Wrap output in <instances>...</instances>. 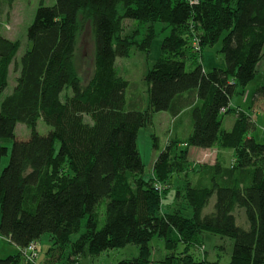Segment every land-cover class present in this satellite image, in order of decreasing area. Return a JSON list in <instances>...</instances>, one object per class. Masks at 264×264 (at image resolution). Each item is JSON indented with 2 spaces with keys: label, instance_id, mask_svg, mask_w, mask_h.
<instances>
[{
  "label": "trees",
  "instance_id": "1",
  "mask_svg": "<svg viewBox=\"0 0 264 264\" xmlns=\"http://www.w3.org/2000/svg\"><path fill=\"white\" fill-rule=\"evenodd\" d=\"M39 5L19 67L21 43L0 30V99L11 66L20 72L0 103V163L9 151L3 140L14 139L0 175V235L19 252L0 258V264H34L21 249L45 233L52 247L42 264H56L55 249H69L68 264H76L85 254L129 243L139 247V255L121 264H151L155 236L172 253L154 264H218L192 254L204 245L200 236L206 232L234 240L228 264H264V142L252 135L256 122L250 114L231 105L264 57V0H55L52 6L41 0ZM129 19L151 24L141 39L138 28L123 34ZM85 20L92 24L95 51L93 72L84 83L74 63ZM155 22L171 33L144 76L146 105L137 98L139 104L133 99L129 106L130 82L116 62L134 47L149 53L159 34ZM220 39L226 65L207 70L200 57ZM257 99L264 100V85L254 89L251 103ZM157 112H169L176 124L189 112L191 128L188 137L169 139L163 148L154 137V176L146 178L137 139ZM232 113L229 130L223 116ZM40 119L52 127L46 135L37 130ZM18 123L30 129L28 139L16 138ZM191 147L230 150L234 158L195 167L188 161ZM174 177L179 186L173 193ZM105 197V222L98 228L97 206ZM214 197L213 209L205 212ZM83 219L85 230L72 241ZM179 245L183 249L176 256Z\"/></svg>",
  "mask_w": 264,
  "mask_h": 264
},
{
  "label": "rangeland",
  "instance_id": "2",
  "mask_svg": "<svg viewBox=\"0 0 264 264\" xmlns=\"http://www.w3.org/2000/svg\"><path fill=\"white\" fill-rule=\"evenodd\" d=\"M41 0H14L12 4L7 3L5 0H0V30L3 35L8 39L18 40L21 43L20 51L17 54L15 61L18 64L21 57L30 47L29 39L27 38V31L30 24L35 18V13L39 8ZM55 0H44L46 5H51ZM125 28L123 34L130 31L131 29L138 28L141 35V39L144 36L147 27L151 24L148 23H139L134 20H126ZM82 28L78 33L77 41V51L75 55V69H77L78 75L83 80L87 82L93 72L94 64V35L92 24L89 20L82 22ZM135 25V27H134ZM156 32L158 36L153 39L149 53L139 51L137 48H133L129 57H120L116 62V67L119 70L120 75L126 78L130 82V86L127 90V99L129 100V106L132 104L133 98L141 99V105L144 106L147 103V88L145 84V74L149 69L153 67L155 61H157L162 56V41L163 38L169 35L170 27H166L165 23H154ZM222 41L219 40L214 46H208L200 57L201 63L205 69H212L214 67H224L226 62L224 60V55L220 51L222 46ZM195 45V44H194ZM187 70H191L193 65L191 60L186 61ZM19 67V64H18ZM10 78L8 87L1 93V101L12 92L13 88L16 85V79L19 76V71L17 65H12L10 70ZM258 85H264V57L261 60L257 68V74L252 81L245 87L242 95H236L232 98L231 105L236 107L237 110L246 111L250 114L251 118L255 120V130L252 132V135L257 138L260 142H264V100L257 99L254 101V104L251 103L253 98V91ZM134 106V105H132ZM140 106V105H139ZM189 112L185 113L181 118V122L176 124L174 117L168 112H157L153 118V124L145 126L139 132L137 139L138 148L140 154L143 158V163L145 165L144 176L146 178L153 177V167L154 161L153 156L157 153V150L154 149V137L160 144V147L163 148L168 144L169 139L177 138L185 139L189 135ZM223 127H230L233 122H235V115L227 114L223 116ZM177 126V127H176ZM52 127L45 124V122L40 119L37 123V130L40 134L46 135ZM189 129V130H188ZM16 138L20 140L28 139L30 136V129L28 126L22 123L16 125L15 130ZM4 145L9 149L8 154L4 155L0 163V175L2 170L9 163V157L11 154V147L14 143V139L7 138L3 140ZM59 143L56 144L57 149L59 148ZM224 158V162H232L234 158V152L230 150L225 151L221 150L218 147L212 148V150H203L196 147H191L189 150L188 161L193 164V166L198 167L201 164H212L216 160ZM193 167L191 166L188 174L193 176ZM182 176H186V172L182 173ZM172 191L178 187L179 182L178 178L174 177L171 179ZM215 197L212 199L210 207L206 209L205 212L211 211L213 209ZM109 199L106 197L99 203L97 206V211L99 213V226L101 228L104 225L105 219V208ZM165 206V205H164ZM191 212H189L190 214ZM1 207H0V220H1ZM82 228L79 232L73 233L72 241L76 240L82 232L85 230V219H83ZM202 242L205 246V255L207 254V260L213 263L219 261L218 264H228L230 262V257L233 252L234 240L229 237H222L220 235H213L211 233H205L200 236ZM37 258L34 261V264H42L47 252L52 247L51 235L49 233L43 234L40 240L37 243ZM151 247V264L153 262H160L162 259L166 258L167 255L172 252L166 248V242L157 236L153 237L150 240ZM183 246L179 245L177 250L173 253L179 255L182 252ZM69 249L61 251L60 249H55L53 254L56 257V264H68V254ZM18 247L10 242V240L2 235H0V258H6L8 255H14L18 253ZM192 254L196 259L203 258L201 251L198 249L192 250ZM139 255V247L133 243H129L125 247H120L117 249H108L101 252L100 254L93 256L90 254H85L84 256L78 257V262L76 264H121L124 260H129L130 258L137 257ZM62 257V258H61ZM180 262L177 261L176 264Z\"/></svg>",
  "mask_w": 264,
  "mask_h": 264
},
{
  "label": "built area",
  "instance_id": "3",
  "mask_svg": "<svg viewBox=\"0 0 264 264\" xmlns=\"http://www.w3.org/2000/svg\"><path fill=\"white\" fill-rule=\"evenodd\" d=\"M191 4H194V3H197V2H199L200 0H188ZM37 244H36V242H31L30 244H29V246H27V248H25V249H21L22 250V252H23V255H24V257L28 260V261H35L36 260V256H37ZM198 249L201 251V253H202V255H203V257H204V255H205V252H206V250H205V246L203 245V246H200V247H198ZM197 249V250H198Z\"/></svg>",
  "mask_w": 264,
  "mask_h": 264
},
{
  "label": "crops",
  "instance_id": "4",
  "mask_svg": "<svg viewBox=\"0 0 264 264\" xmlns=\"http://www.w3.org/2000/svg\"><path fill=\"white\" fill-rule=\"evenodd\" d=\"M185 97H186V99H187V96H186V95L184 96V98H185ZM133 99H134V101L136 102L135 104H139L140 100H137V98H133ZM134 101H133V102H134ZM194 102H195V100H193V102H191V103L194 104ZM168 114H169V112H168ZM174 119L177 120L175 117H174ZM189 119H190V117H189ZM233 124H234V122H233ZM233 124H231L230 127H228L229 130L232 129ZM188 128H191V119L189 120V127H188ZM188 130H189V129H188ZM201 149H203V148H201ZM203 150H212V149H203ZM225 151H228V150H225ZM231 152H233V151H231ZM157 154H158V153H155V155L153 156V161H155V159H156V157H157ZM18 250H19V247H18ZM206 257H207V254H206L205 258H206Z\"/></svg>",
  "mask_w": 264,
  "mask_h": 264
}]
</instances>
